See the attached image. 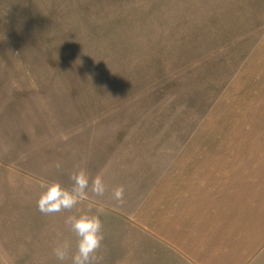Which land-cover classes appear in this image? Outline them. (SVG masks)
I'll list each match as a JSON object with an SVG mask.
<instances>
[{
	"label": "rangeland",
	"instance_id": "1",
	"mask_svg": "<svg viewBox=\"0 0 264 264\" xmlns=\"http://www.w3.org/2000/svg\"><path fill=\"white\" fill-rule=\"evenodd\" d=\"M263 151L264 0H0V264H60L66 217L97 208L95 264H175L151 186L193 154ZM80 169L104 194L42 214L41 182L70 189Z\"/></svg>",
	"mask_w": 264,
	"mask_h": 264
},
{
	"label": "crops",
	"instance_id": "2",
	"mask_svg": "<svg viewBox=\"0 0 264 264\" xmlns=\"http://www.w3.org/2000/svg\"><path fill=\"white\" fill-rule=\"evenodd\" d=\"M251 154L256 164L207 168L193 154L166 168L172 183L151 186L160 206L150 232L175 264H264V151Z\"/></svg>",
	"mask_w": 264,
	"mask_h": 264
},
{
	"label": "clouds",
	"instance_id": "3",
	"mask_svg": "<svg viewBox=\"0 0 264 264\" xmlns=\"http://www.w3.org/2000/svg\"><path fill=\"white\" fill-rule=\"evenodd\" d=\"M59 167V165H57ZM72 187L69 189L58 181H42L43 191L37 201L38 210L45 215H52L61 212H71L76 206L88 199L90 190L97 196L105 192V185L101 177L97 176L91 180L84 169L74 172L71 177ZM123 187H117L113 191L116 200L122 201ZM91 207V205H90ZM102 208L96 209V214L82 212L79 215H69L65 219L70 231L76 237L75 251H72V244L64 241L53 251L60 264L70 260V264H95L96 253L101 246L103 236V224L100 215Z\"/></svg>",
	"mask_w": 264,
	"mask_h": 264
}]
</instances>
